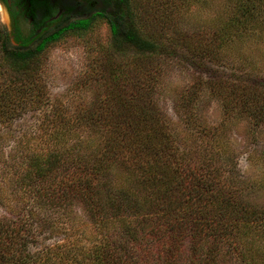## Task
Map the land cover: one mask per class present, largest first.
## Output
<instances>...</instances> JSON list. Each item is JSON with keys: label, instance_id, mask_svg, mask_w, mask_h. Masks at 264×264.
<instances>
[{"label": "trees", "instance_id": "obj_1", "mask_svg": "<svg viewBox=\"0 0 264 264\" xmlns=\"http://www.w3.org/2000/svg\"><path fill=\"white\" fill-rule=\"evenodd\" d=\"M196 5L211 0H54L45 16L60 11L52 29L16 36V45L0 29V60L18 80L68 36L84 39L105 24L111 40L94 61L102 96L46 121L42 143L16 164L0 264H264V181L242 175L229 140L243 122L248 158L264 166V65L245 55L264 46V0H223L200 29L185 21ZM178 48L247 78H194L174 98L185 117L173 121L159 89ZM210 103L220 121H207ZM70 206L89 215L93 238L50 242L60 223L74 229Z\"/></svg>", "mask_w": 264, "mask_h": 264}, {"label": "rangeland", "instance_id": "obj_2", "mask_svg": "<svg viewBox=\"0 0 264 264\" xmlns=\"http://www.w3.org/2000/svg\"><path fill=\"white\" fill-rule=\"evenodd\" d=\"M57 1L65 5L72 3V0ZM99 6L96 5L97 8ZM221 9H223V0H211L208 8L191 6L187 14L189 17L185 21H189L192 28L200 29L202 27L199 26L207 25L214 20ZM84 10L88 11L86 8ZM4 26H8V22L0 6V29ZM110 43L109 31L105 24L97 25L84 39L68 36L54 47L48 48L39 70L33 75H27V79H16L0 60V218H12L11 211L16 200V191L11 188L13 172L25 147L38 146L44 140L43 130L46 121H52L61 111L64 114H66L65 110L69 114H73L74 112L69 110L74 109H77L78 113L82 112L85 107L94 103L98 95L102 96L105 89L101 84L103 81L99 76L97 80L95 78L102 68L94 61L99 55L97 48L106 49L110 47ZM250 48L253 56L245 54L247 59L249 61L255 59L257 69H263L264 46L261 50L254 46ZM177 51L174 57L180 61L171 64L173 69L163 78L159 89L161 106L173 121H180L185 117L184 113L180 117L175 113L174 98L184 92L185 87L194 82V78L200 77L204 80L225 78L234 82L247 78L231 67L194 60L182 53V48H178ZM240 55L244 58L243 53ZM172 60L174 61V58ZM24 84L25 86H22ZM203 111L206 112L207 121H220V109L216 103L208 104ZM245 129L243 122L230 127V143L239 152V170L246 177L264 181V166L255 162L254 154L251 160L248 158L245 149ZM252 132L250 129V133L247 134L249 138L253 136ZM251 140L255 141L252 138ZM255 148L256 151L259 150L258 146ZM68 210H70L69 220L72 219L74 229L69 230L67 222L60 223L63 229L50 230L49 234L55 237L50 242L67 243L79 236L88 240L93 238L92 234H95V230H92L89 215L77 206H70ZM50 242L47 244H51ZM35 247L31 246L30 251Z\"/></svg>", "mask_w": 264, "mask_h": 264}, {"label": "flooded vegetation", "instance_id": "obj_3", "mask_svg": "<svg viewBox=\"0 0 264 264\" xmlns=\"http://www.w3.org/2000/svg\"><path fill=\"white\" fill-rule=\"evenodd\" d=\"M52 4L54 0H0L8 22L4 29L9 34L11 43L17 44L16 36L33 38L46 28L52 29L60 14L59 11L55 16L45 19Z\"/></svg>", "mask_w": 264, "mask_h": 264}]
</instances>
